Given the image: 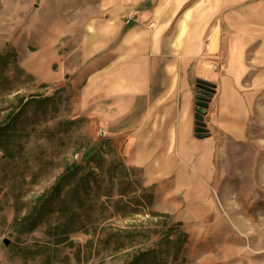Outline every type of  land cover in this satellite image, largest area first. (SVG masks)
I'll return each mask as SVG.
<instances>
[{"label":"rangeland","instance_id":"1","mask_svg":"<svg viewBox=\"0 0 264 264\" xmlns=\"http://www.w3.org/2000/svg\"><path fill=\"white\" fill-rule=\"evenodd\" d=\"M226 1L225 12L257 15L243 24L264 28V0ZM100 2L0 0V124L21 115L18 146L0 148V264H264V90L246 139L216 134L215 175H200L191 198L209 210L188 211L192 202L162 195L129 165V131L109 135L79 111L81 39ZM31 96L51 101L24 103ZM94 145L91 161L85 153ZM74 164L97 176L80 210L91 213L85 226L59 238L49 230L53 214L28 230L24 220ZM146 250L156 256H141Z\"/></svg>","mask_w":264,"mask_h":264},{"label":"crops","instance_id":"2","mask_svg":"<svg viewBox=\"0 0 264 264\" xmlns=\"http://www.w3.org/2000/svg\"><path fill=\"white\" fill-rule=\"evenodd\" d=\"M227 4L101 0L100 13L86 22L81 39L87 71L81 115L96 118L109 135L129 131V165L158 183L162 195L181 197L185 206L192 202L190 212L209 210L191 198L200 175H215L216 134L246 139L264 90V28L243 24L262 19L225 12ZM198 78L216 84L205 138L195 132Z\"/></svg>","mask_w":264,"mask_h":264},{"label":"trees","instance_id":"3","mask_svg":"<svg viewBox=\"0 0 264 264\" xmlns=\"http://www.w3.org/2000/svg\"><path fill=\"white\" fill-rule=\"evenodd\" d=\"M29 101L45 104L51 101V98L31 96L24 103L28 104ZM20 116L19 112H16L6 122L0 124V148L5 151H12V148H16L19 144L18 138L21 134L19 126ZM23 123L25 125V122ZM98 153V149L94 145L90 147L85 155L92 161L99 156ZM94 174L95 172L92 169L85 171V167L82 164L67 166L53 187L41 197L33 211L24 220V225L26 224L27 229L34 230L53 214L57 216V224L50 226L49 230H53L59 238H68L70 234L83 228L85 226V217L91 213L89 211L81 213L80 210L86 204V198L92 197L90 181L97 178ZM92 175L93 178L91 179ZM144 255L151 256L150 259L152 260L156 256V252L155 250H146L141 254V256ZM139 259L132 261L131 264H138Z\"/></svg>","mask_w":264,"mask_h":264},{"label":"water","instance_id":"4","mask_svg":"<svg viewBox=\"0 0 264 264\" xmlns=\"http://www.w3.org/2000/svg\"><path fill=\"white\" fill-rule=\"evenodd\" d=\"M216 92V84L205 80L203 78H198L196 81V121H195V132L198 138H205L210 135L207 124L204 121L205 115L209 104L212 100L213 95ZM4 242L9 244V240L5 239Z\"/></svg>","mask_w":264,"mask_h":264}]
</instances>
